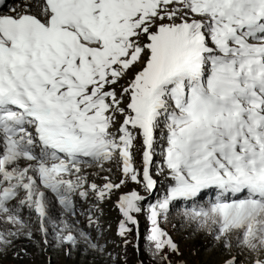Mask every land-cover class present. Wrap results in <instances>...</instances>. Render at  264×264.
<instances>
[{
  "label": "snow or ice",
  "instance_id": "snow-or-ice-1",
  "mask_svg": "<svg viewBox=\"0 0 264 264\" xmlns=\"http://www.w3.org/2000/svg\"><path fill=\"white\" fill-rule=\"evenodd\" d=\"M113 163L118 183L88 180ZM155 175L170 186L145 209ZM129 184L118 235L139 239L145 214L156 264L179 253L161 227L174 202L232 252L224 264H264V0H21L0 14V255L33 223L45 245L51 231L103 253L50 207L74 218L77 198Z\"/></svg>",
  "mask_w": 264,
  "mask_h": 264
},
{
  "label": "rangeland",
  "instance_id": "rangeland-1",
  "mask_svg": "<svg viewBox=\"0 0 264 264\" xmlns=\"http://www.w3.org/2000/svg\"><path fill=\"white\" fill-rule=\"evenodd\" d=\"M7 8L3 9L4 14H9V9L21 3V0H7ZM163 147L161 143L160 148ZM159 152V149H158ZM140 154H136V163H140ZM156 167L162 162V156L155 157ZM111 167L112 171H102L97 167L87 170L88 180L102 185V177L110 176L112 181L118 183L121 173L115 163L105 165V168ZM158 181V190L156 194L149 197L144 206L147 208L158 198L165 195L166 188L170 186L169 180L163 175H155ZM135 186L129 184L123 187L110 199L98 204L94 198L82 200L77 198L75 217L67 216L61 210L58 204L50 207V212L57 218V222L67 220L74 224L75 228L82 229L90 233L93 241L104 246L103 253L97 252L83 242L76 247H59L55 242L53 233L50 231L47 237L49 243H43L44 237L36 229L35 223L32 225L33 239L30 241L25 237H20L14 241V247H9L6 254L0 255V264H125L123 263L121 236L118 235L119 222L122 219L121 214L116 207V201L120 194L129 192ZM209 198L203 202L206 204ZM192 207L187 202H174L170 206L169 215L166 220H162L161 227L173 241L178 245L181 264H224L227 257L232 252L225 249L221 242L216 241L214 235L208 229L198 230L195 224L189 223L183 213L186 209ZM91 214L95 221L89 227L88 216ZM25 219H28L25 212ZM145 219L139 220L140 238L142 231L147 224ZM243 259V257H242Z\"/></svg>",
  "mask_w": 264,
  "mask_h": 264
},
{
  "label": "trees",
  "instance_id": "trees-1",
  "mask_svg": "<svg viewBox=\"0 0 264 264\" xmlns=\"http://www.w3.org/2000/svg\"><path fill=\"white\" fill-rule=\"evenodd\" d=\"M156 202V199L153 203ZM145 207V206H144ZM146 209V207H145ZM145 219L144 225L146 224V215L142 214L139 217V220ZM149 226L146 224L145 228L142 231L141 239H137L135 230L133 233L129 234L127 237L128 243H125V239L121 238L122 244V256L123 263L125 264H156L152 260L150 253L147 252V242L144 239V236L147 234ZM168 259L171 264H181L180 262V253H169Z\"/></svg>",
  "mask_w": 264,
  "mask_h": 264
},
{
  "label": "bare ground",
  "instance_id": "bare-ground-1",
  "mask_svg": "<svg viewBox=\"0 0 264 264\" xmlns=\"http://www.w3.org/2000/svg\"><path fill=\"white\" fill-rule=\"evenodd\" d=\"M19 5V4H18Z\"/></svg>",
  "mask_w": 264,
  "mask_h": 264
}]
</instances>
